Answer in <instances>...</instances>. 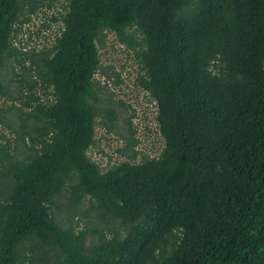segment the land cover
Masks as SVG:
<instances>
[{"label":"trees","instance_id":"1","mask_svg":"<svg viewBox=\"0 0 264 264\" xmlns=\"http://www.w3.org/2000/svg\"><path fill=\"white\" fill-rule=\"evenodd\" d=\"M23 0H0V68ZM52 56L42 59L49 125L38 155L8 160L0 187V264L20 245L60 264H264V0H68ZM140 37L138 84L157 108V158L106 172L94 144L97 35ZM5 89L0 83V98ZM70 189L126 234L88 244L50 212Z\"/></svg>","mask_w":264,"mask_h":264},{"label":"rangeland","instance_id":"2","mask_svg":"<svg viewBox=\"0 0 264 264\" xmlns=\"http://www.w3.org/2000/svg\"><path fill=\"white\" fill-rule=\"evenodd\" d=\"M67 5L68 0L22 1L0 68V83L5 89L0 98V187L9 175L8 160L25 162L38 155L48 137L49 125L40 108L52 97L44 82L42 59L54 53ZM126 34L131 38L129 45L107 30L96 39L100 67L93 78L95 100H89L96 114L95 140L87 156L101 172L120 163L157 158L164 148L156 104L138 84L140 37L133 30ZM69 195L70 189L63 188L50 207L62 229L83 233L86 244L115 233L125 236L127 228L120 220L101 218L88 198L69 208ZM34 245L35 240L20 245L22 264L61 263L62 256L38 251Z\"/></svg>","mask_w":264,"mask_h":264}]
</instances>
